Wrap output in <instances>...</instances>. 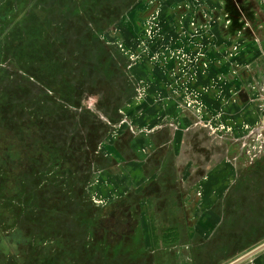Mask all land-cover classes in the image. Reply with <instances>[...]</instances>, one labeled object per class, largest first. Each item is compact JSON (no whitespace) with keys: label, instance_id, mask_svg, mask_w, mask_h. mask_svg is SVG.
I'll use <instances>...</instances> for the list:
<instances>
[{"label":"rangeland","instance_id":"374dc122","mask_svg":"<svg viewBox=\"0 0 264 264\" xmlns=\"http://www.w3.org/2000/svg\"><path fill=\"white\" fill-rule=\"evenodd\" d=\"M11 1L0 14V264H227L264 243V150L246 113L203 98L208 141L185 142L184 163L181 130L155 129L173 116L159 57L207 78L196 51L176 47L171 13L204 12L208 79L222 84L216 57L245 64L231 16L215 13L234 0ZM240 264H264V249Z\"/></svg>","mask_w":264,"mask_h":264},{"label":"crops","instance_id":"0c3cea01","mask_svg":"<svg viewBox=\"0 0 264 264\" xmlns=\"http://www.w3.org/2000/svg\"><path fill=\"white\" fill-rule=\"evenodd\" d=\"M240 1L242 0H237V1L234 0V3L231 2L229 4V7L228 5L224 4L225 8L219 6L218 10H216L215 12L216 14L218 13V15H220L219 18L221 19H218V21L221 20L220 24H222L223 16L225 14H227L228 17L231 16L232 20L231 18L230 20L234 27L233 34H235L234 40L236 39V43L239 40H243L244 41L243 44H245L240 48L239 52L237 53L239 56H241L242 54V59L245 61V64L243 65L238 61H234L233 65H231L228 61L227 64L224 60L222 61L221 57H216V60L220 62L222 65L220 66L218 62H217L218 64L216 63L217 64L216 66L218 67V68L216 67L217 70L223 74L221 75L223 79L219 78L220 81H223L222 84L218 82L214 84L213 81L208 79L209 72L207 70V62L209 56L208 54L205 55V53L203 55V52L205 51V49H203L204 47L203 43L206 42L205 36L207 34L206 32L204 34V30H205L204 28L207 25L208 20L205 18L206 16L204 12L200 11L201 8L198 9L196 8V10L192 9V12L194 14V20L193 19L190 20L191 17L189 18V13H186L185 16L184 13L182 15L181 20L175 22L178 25L177 31H175L178 34V37L177 36L175 37V44L176 47L178 48L183 46L184 50H186L187 48L188 51L189 50L196 51L195 55H197L196 57L199 58L198 62L196 63L198 72L204 74L207 78L204 79V77L200 78L199 76H197L198 78L192 81H187L185 79H180V78L177 79L175 77L178 76V73H176L175 59L170 60L168 56L165 58H162L161 56L157 60V66H159L161 71L164 73V76L167 77V83H166V87H164V91L166 92V97L168 98L166 102L168 109L173 114V116L172 115L169 116L168 118L169 119L172 118V119L167 121L166 118L159 117L157 119L158 123L157 126H155V129L158 128L160 130L161 128H164L166 126L167 128H169L170 126H174V128H177V130H181L175 132V133L181 132L180 136L174 133L172 142H174L173 145L174 149L179 150L176 156L181 158L183 163L186 157L190 158V154L189 153L187 154L186 152L190 150V147L188 149L185 148L187 146L185 142L189 140L188 142L190 144L198 140H200L198 142H203V140L208 141L209 134L206 128L205 130L202 126H200L202 125V123L198 122V120H200V116L198 114H200L201 111L199 110V112H196L193 109L186 108L185 104L181 101L177 91L180 92V90H183L184 92H186V90H189L188 93L190 95H193L198 100V103L201 102L203 107H204L203 98L204 99L208 98L210 99L209 102L210 101L215 102L217 105L219 104V101L217 100H220L222 98L221 100L223 101V106H226L224 105L225 104L224 101L225 98H228L227 103L230 102L228 103L230 107H232V104H234L235 107L234 111L237 110L238 112L241 111L246 113L245 116L242 117V121H241L242 126L246 125L248 126L249 129H253L257 126L259 130L264 133V127H263L264 120L260 117V115L256 110L257 107L256 102H252V100L250 99V96H252V94L255 92V87H257V81L261 83V80H264V20L258 22L255 21V13H254L255 9L253 10V8H250V4L254 2L253 0L252 2L250 0H245L247 4L244 3L241 4ZM183 6L188 10L189 7H187L186 5ZM255 7L256 6L254 5V8ZM209 8H207L206 12H209L211 10L213 14L214 11L211 9V7ZM171 14L173 17H175L173 15L174 12H172ZM185 18H187V20H190L188 22L190 24V27L188 25H184L183 21ZM218 21H217V26H220ZM181 25H184V27H181ZM241 26H243V28L245 26L247 29L245 30L244 33L241 29ZM189 37L193 39L192 43L194 47L192 44H190L191 41ZM185 38L186 39L188 38L186 42H184ZM256 45L260 48V50H263V51H259L260 54L259 52H257V48L253 49V46ZM245 50H246V55L245 53H242ZM250 53H255V55H251ZM217 55L219 54L217 53ZM226 80L229 83L230 82L233 83V92L235 93L233 97L231 96L232 93H230L232 89L227 88V86L225 85ZM182 81H184V84L183 86L179 87L178 85ZM209 84L211 85L210 86L211 88H208ZM249 88H251L252 93L251 92L249 93ZM225 91L226 92L228 91V96H226V93L223 96V92ZM229 96L233 98V103L230 101ZM159 103L162 102L159 100ZM237 121L236 122L234 121V123H231L230 121L226 123L227 133L225 134V136L230 135V137L232 138L234 137V134L236 133V129H239V125H238L239 121L238 122ZM178 126L181 128H178ZM197 126L201 128H197L196 131H193L196 129L195 127ZM249 129L246 131L249 132ZM211 135H213V133H211ZM215 136L221 138L218 134L216 135V133ZM251 137L253 138L252 139L253 141L257 140L255 139V136H251ZM252 140L250 141L253 142ZM177 146L179 148H177ZM221 148L223 150V147ZM182 149L183 151L180 153ZM197 161L200 163L199 167H203L207 165L204 159H200V161L198 159ZM184 166L187 167L188 164H185Z\"/></svg>","mask_w":264,"mask_h":264},{"label":"built area","instance_id":"2783aa9c","mask_svg":"<svg viewBox=\"0 0 264 264\" xmlns=\"http://www.w3.org/2000/svg\"><path fill=\"white\" fill-rule=\"evenodd\" d=\"M195 58H196L195 61L197 63L199 58L198 57H195ZM178 77L180 79H185L187 81L193 80V77L189 76L187 74H183L182 76H180V74H178ZM255 92L258 93V95H257L258 99L255 101L257 104V112L260 115V117L264 120V80H262V82L260 84H258L257 87H255ZM186 97H187L186 100L184 99V104H185L186 108H190V109L195 110V109H197L196 107L198 106V109L196 110V112H199V107L202 109L203 105L201 104V102L198 103V100L193 95H190L189 93H187ZM200 120H201V117H200ZM244 127H245V130L249 129L248 126H246V125ZM263 134L264 133L261 132L259 130V128L256 126L253 129H249L247 137L255 136V139H257V141H262L263 150H264V135Z\"/></svg>","mask_w":264,"mask_h":264},{"label":"flooded vegetation","instance_id":"af4514ba","mask_svg":"<svg viewBox=\"0 0 264 264\" xmlns=\"http://www.w3.org/2000/svg\"><path fill=\"white\" fill-rule=\"evenodd\" d=\"M244 1H245V0H242V1H240V3L242 4ZM245 4H247V3L245 2ZM241 6H242V5H241ZM246 6H247V5H246ZM206 9H207V8H206ZM186 10H187V9H186L183 5H181V6L179 5V6L177 7L176 10L174 9V11H173V12H174L173 15L175 16V17H174V18H175L174 21H175V22H178V20H181L182 15H183L184 13H186ZM255 248H256V247H255ZM253 249H254V248H253ZM253 249H252V250H253ZM250 251H251V250H250ZM250 251H248V252H250ZM248 252H247V253H248ZM245 254H246V253H245ZM242 256H243V255H242ZM240 257H241V256H240ZM238 258H239V257H238ZM238 258H236V259H238ZM236 259H234V260H236ZM247 259H248V258H247ZM234 260H232V261H234ZM232 261H231V262H232ZM229 263H230V262H229ZM229 263H227V264H229ZM240 263H242V262H240ZM240 263H238V264H240Z\"/></svg>","mask_w":264,"mask_h":264},{"label":"trees","instance_id":"16d2710c","mask_svg":"<svg viewBox=\"0 0 264 264\" xmlns=\"http://www.w3.org/2000/svg\"><path fill=\"white\" fill-rule=\"evenodd\" d=\"M0 1H1V2H0V3H1V5H0V14L3 13V12L6 14L7 10L5 11L4 9L1 8V6H2L3 8H5L4 6H5V4L7 3V7H9V3L12 2V1H11V0H0ZM17 16H18V14H13L12 17L15 18V17H17ZM2 17L5 18L6 16L2 15ZM2 31H3V30L0 29V35L2 34V33H1ZM17 31H18V30H17ZM17 35H21L20 32H19ZM21 38H22V37H21ZM0 105H1V101H0ZM2 244H3V246L8 250V242H7V241H4ZM13 249L16 250V248H13ZM17 249H18V248H17ZM7 250H6V251H7Z\"/></svg>","mask_w":264,"mask_h":264},{"label":"water","instance_id":"95a60500","mask_svg":"<svg viewBox=\"0 0 264 264\" xmlns=\"http://www.w3.org/2000/svg\"><path fill=\"white\" fill-rule=\"evenodd\" d=\"M264 249V243L260 244L259 246H257L256 248H254L253 250H251L250 252L244 254L243 256L239 257L238 259L230 262L229 264H238L242 261H244L245 259L249 258L251 255L257 253L258 251Z\"/></svg>","mask_w":264,"mask_h":264}]
</instances>
